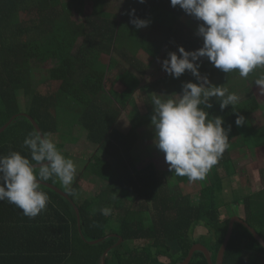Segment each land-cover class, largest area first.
<instances>
[{
  "label": "trees",
  "instance_id": "16d2710c",
  "mask_svg": "<svg viewBox=\"0 0 264 264\" xmlns=\"http://www.w3.org/2000/svg\"><path fill=\"white\" fill-rule=\"evenodd\" d=\"M107 2L0 0V129L14 116L26 113L50 139L59 138L55 143L58 150L72 159V154L65 151V142L60 140L62 114L66 116V110H72L78 125L87 132L89 143L110 156L106 159L93 154L67 190L61 187L58 177L43 181L69 193L80 209L83 236L73 204L50 188L41 186L50 199L46 210L35 218L25 216L17 208L23 217L10 221L18 225L15 234L40 243L34 248L26 246V256L16 258L13 264H103L108 250L106 264H182L197 244L207 246L218 264L231 224L221 214L228 202L220 177L200 190L195 205L173 193L167 172L158 170L153 161L143 162L144 166L138 164L134 151L143 139L141 130L152 124L154 106L135 118L130 131L121 134L118 142L111 139L123 111L132 105L142 89L143 78L165 46V56L171 52L179 55L181 46L189 52L203 46V39L186 24V19L202 22L179 6L172 7L170 0H123L120 19H115ZM89 3L92 9L87 14ZM132 9L135 17L130 15ZM133 18L150 23L137 29L131 23ZM82 38L87 43L78 46ZM143 57L148 58L147 64ZM197 63L201 75L212 76L216 86L226 88L239 75L236 70L224 73L206 57ZM121 65L123 71L108 89L109 73ZM34 70L48 72L47 93L34 88ZM162 81L172 96L182 94L185 83L200 82L187 70L179 78L167 73ZM247 84H241V94L247 90ZM236 89L235 85L227 88L235 93ZM21 92L29 101L27 111H23L20 102ZM210 103L211 108L201 107L209 118H223L224 128L230 129L229 139L237 144H242L248 135L264 140V127L257 130L250 122L251 116L261 109L256 97L251 95L223 110L216 98ZM238 115L246 118L243 126L235 123ZM34 130L28 118L16 119L0 135V155L17 151L31 159L24 140ZM220 159L231 163L229 147ZM86 175L89 183L101 190L80 200L79 191ZM185 178L178 176V182L190 181ZM104 209L108 214L103 213ZM244 209V220L264 239V191L245 197ZM117 217L118 229L113 226ZM199 227L208 232L195 239ZM121 238L123 242L119 244ZM100 239L106 240L90 244ZM138 242L143 245H137ZM192 264L210 263L204 253L198 252ZM225 264H264V247L243 225L236 226Z\"/></svg>",
  "mask_w": 264,
  "mask_h": 264
},
{
  "label": "clouds",
  "instance_id": "9594fccd",
  "mask_svg": "<svg viewBox=\"0 0 264 264\" xmlns=\"http://www.w3.org/2000/svg\"><path fill=\"white\" fill-rule=\"evenodd\" d=\"M170 2L172 7L179 6L202 22L197 35L203 38V46L191 52L181 46L179 55L169 53L162 68L176 78L190 71L200 82L185 83L182 94H175L176 98L165 100L159 94L153 96L154 143L175 175L186 176L190 181L203 180L229 147L230 129L224 128L222 117L209 118L201 105L211 108L210 101L215 97L223 110L233 107L240 98L202 76L197 61L206 57L224 73L236 70L244 78L255 69L264 68V0ZM130 15L135 17V9ZM131 23L141 29L148 27L150 21L133 18ZM255 85L264 91V76L256 79ZM245 122L243 115H238L235 121L237 126ZM24 146L30 150L31 159L17 151L0 155V201L14 204L25 216L35 218L46 210L50 199L41 190V182L55 176L67 188L77 169L73 160L58 150L49 134L34 130L25 138ZM102 211L108 214L107 209Z\"/></svg>",
  "mask_w": 264,
  "mask_h": 264
},
{
  "label": "rangeland",
  "instance_id": "374dc122",
  "mask_svg": "<svg viewBox=\"0 0 264 264\" xmlns=\"http://www.w3.org/2000/svg\"><path fill=\"white\" fill-rule=\"evenodd\" d=\"M70 0H63V2H69ZM123 5V0H108L107 9L115 19H120V11ZM92 3L88 4L87 14L91 12ZM186 24L192 28L196 33L199 27L195 21L191 19H186ZM202 38V37H201ZM203 39V38H202ZM85 38L80 39L78 46L86 44ZM168 46H165L164 51L159 59H157L149 68L147 75L143 78L142 89L135 96V100L128 110L123 111L122 116L117 123L115 129L111 133V139L114 143L118 142L119 136L121 134H126L132 128V121L139 117L141 114H145L153 109L152 98L154 95H161V99L176 98L168 93L167 87L162 81V78L167 74L162 68V63L169 56H165ZM142 61L147 64L148 58L143 57ZM124 65H121L113 72L109 73L107 87L111 88L112 82L115 80L116 76L122 72ZM34 88L47 93L49 91L48 72L44 70H34ZM264 76V68H257L252 73L249 74L247 78L238 75L231 81L228 85H235L237 87L236 94L239 96V102L249 96H254L257 98L261 105V109L255 112L251 118L250 122L253 128L260 129L264 127V91H261L255 85V80L259 77ZM211 83L214 78L210 76L208 78ZM248 83L245 85L247 90L244 94H241V84ZM226 86L227 89L229 86ZM20 102L23 111H27L29 101L23 92L19 95ZM215 98V97H213ZM66 116L62 114L61 118V138L66 144L65 151L72 154V160L76 166V173L73 182L67 188L61 183L60 185L65 190L69 189L75 181L83 168L87 165L86 161L92 157L93 154H97L103 158L110 159V156L100 150L95 145L89 143L87 139V132L82 129L74 116L72 110H66ZM143 134V139L138 143L136 150L134 151V156L140 166H144L143 162H149L150 160L156 164V167L160 171H166L167 177L170 181L173 193L181 198H188L191 200L192 204H198L199 202V192L203 187L209 186L217 181V177H220L222 183L224 184V194L228 205L222 209L221 214L223 219H234V218H245L244 209V198L261 191H264V140H254L251 135L245 137L244 142L237 144L234 142L233 138L229 139V157L231 159L230 164H225L221 159L218 163L212 167V169L207 173L203 180L178 182V175H175L169 170V165L165 162L164 153L161 152L154 143V129L152 124L145 126L141 130ZM147 137V138H146ZM149 138V139H148ZM54 143L59 142V138L53 136L51 138ZM143 163V165H142ZM186 176H180L181 179H186ZM89 175L84 176L82 181V192L83 198H89L94 194L100 192V188L94 187L93 184L88 181ZM89 196V197H88ZM120 220L115 218L113 223L114 228L118 229ZM203 227H199L195 234V239H199L203 234H207ZM139 246L143 245V242L136 243ZM175 252L179 249L175 245ZM164 262H168L165 260Z\"/></svg>",
  "mask_w": 264,
  "mask_h": 264
},
{
  "label": "water",
  "instance_id": "95a60500",
  "mask_svg": "<svg viewBox=\"0 0 264 264\" xmlns=\"http://www.w3.org/2000/svg\"><path fill=\"white\" fill-rule=\"evenodd\" d=\"M19 117L28 118L31 121V123L33 124V126L35 127L36 131H40L42 134H44L42 129L38 125V123L35 121V119H33L30 115H28L26 113H22L20 115L14 116L3 128H1L0 129V135L2 133H4L16 121V119H18ZM37 169H38V166H37ZM41 186H45L47 188H50V189L54 190L56 193H58L59 195H61L62 197H64L66 200L70 201L73 204V206H74V208L76 210L77 216H78V222H79V225H80V232H81V235L83 236V233H82V230H81V213H80V209L75 204V202L70 198L69 193L64 192L63 190H61L59 187H57L55 185H52L50 183H46V182H43V181L41 182ZM238 224L243 225L244 227H246L255 236L256 240L264 247V239L262 238V236L254 228H252L244 219L239 218V217L234 218V219L231 220L230 231H229L228 237L226 239L225 245H224V247H223V249H222V251L220 253L218 264H225L226 255H227V252L229 250L230 244H231V242L233 240V237L235 235L236 226ZM112 236H117V235H111V237ZM105 240L106 239H100V240H97V241L90 242V244L91 245L101 244V243L105 242ZM122 242H123V239L121 238L119 244H121ZM193 247L194 248L191 249L192 251H191L189 257L182 264H192V262H193V260L195 258V255L198 252L204 253L207 256L210 264H216L214 262V260H213L212 253H211L210 249L207 246H205L204 244H197V245H194ZM109 252H110V250H108L105 253L104 258H103V264H106V258L108 256Z\"/></svg>",
  "mask_w": 264,
  "mask_h": 264
},
{
  "label": "crops",
  "instance_id": "0c3cea01",
  "mask_svg": "<svg viewBox=\"0 0 264 264\" xmlns=\"http://www.w3.org/2000/svg\"><path fill=\"white\" fill-rule=\"evenodd\" d=\"M78 198L84 199L80 191ZM13 205L7 201H0V222H6L0 223V264H13L16 258L26 256L24 252L26 246L34 248L40 243L37 240H24L15 234V227L17 228L18 225L10 221L22 218L23 214L17 212V207Z\"/></svg>",
  "mask_w": 264,
  "mask_h": 264
}]
</instances>
